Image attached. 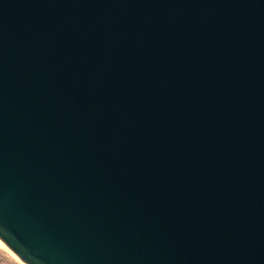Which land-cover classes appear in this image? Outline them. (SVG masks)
Instances as JSON below:
<instances>
[{"label": "water", "instance_id": "obj_1", "mask_svg": "<svg viewBox=\"0 0 264 264\" xmlns=\"http://www.w3.org/2000/svg\"><path fill=\"white\" fill-rule=\"evenodd\" d=\"M0 239L264 264V0H0Z\"/></svg>", "mask_w": 264, "mask_h": 264}, {"label": "rangeland", "instance_id": "obj_2", "mask_svg": "<svg viewBox=\"0 0 264 264\" xmlns=\"http://www.w3.org/2000/svg\"><path fill=\"white\" fill-rule=\"evenodd\" d=\"M1 244L2 243L0 242V264H23V261L18 256H14V252L12 253L9 248L7 249V247H4L3 244ZM9 252H11V254Z\"/></svg>", "mask_w": 264, "mask_h": 264}, {"label": "bare ground", "instance_id": "obj_3", "mask_svg": "<svg viewBox=\"0 0 264 264\" xmlns=\"http://www.w3.org/2000/svg\"><path fill=\"white\" fill-rule=\"evenodd\" d=\"M0 242L3 244L4 247H7V249L9 248V247H8V246H7L2 240H1V239H0ZM2 244H1V245H2ZM4 249H6V248H4ZM9 249H10V248H9ZM10 250H11V249H10ZM11 252L13 253L12 250H11ZM11 252H9V253L11 254ZM13 254H14V256H16V257L18 256V255H16L15 253H13ZM13 254H12V255H13ZM16 257H15V258H16ZM18 259H19V258H18ZM18 259H17V260H18ZM19 261H20V260H19ZM20 262H21V261H20ZM23 264H26V263L23 262Z\"/></svg>", "mask_w": 264, "mask_h": 264}]
</instances>
